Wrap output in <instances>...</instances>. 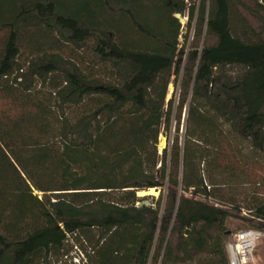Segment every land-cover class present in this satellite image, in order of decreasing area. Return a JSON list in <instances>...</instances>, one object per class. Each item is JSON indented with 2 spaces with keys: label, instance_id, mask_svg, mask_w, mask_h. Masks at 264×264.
<instances>
[{
  "label": "trees",
  "instance_id": "obj_1",
  "mask_svg": "<svg viewBox=\"0 0 264 264\" xmlns=\"http://www.w3.org/2000/svg\"><path fill=\"white\" fill-rule=\"evenodd\" d=\"M263 154L264 0H0V264H230Z\"/></svg>",
  "mask_w": 264,
  "mask_h": 264
},
{
  "label": "rangeland",
  "instance_id": "obj_2",
  "mask_svg": "<svg viewBox=\"0 0 264 264\" xmlns=\"http://www.w3.org/2000/svg\"><path fill=\"white\" fill-rule=\"evenodd\" d=\"M200 0H194L193 2L198 3ZM182 19L180 20V23L182 24V33H181V37H180V41L184 42L185 38L184 35H186L188 33V28H187V21H188V17L187 15L185 16H181ZM190 35L192 36V31L190 32ZM174 92V84H170L169 85V90H168V95H167V99L169 100L172 97V94ZM184 123V121H183ZM184 124L183 126H181V133L183 130ZM171 141V140H170ZM169 139L164 135L161 134L160 138H159V152L162 153L163 149L168 145ZM243 153L245 154H249V149H243ZM263 160H264V154H263ZM241 184H238L239 187L237 189V191L240 193L239 194V198L243 199L244 195H249L252 196L253 194H255L256 191V187L261 185L257 191L255 195H258L261 198H264V183L263 182H259L256 184H252L250 183H246L245 185L242 182H238ZM149 194V193H148ZM141 194H139L140 196ZM145 195V194H143ZM150 197H154V198H158L159 196V191L154 190V192L150 193ZM240 216L247 218L248 220H250V222H255V218L253 216H251L250 212L247 209H243L240 213ZM239 225L243 226L245 228L249 227L248 225H250V223H242L238 220H233L230 224L231 230L233 231H237L239 229ZM255 263L256 264H264V237L261 238V240L258 242L256 251H255Z\"/></svg>",
  "mask_w": 264,
  "mask_h": 264
},
{
  "label": "built area",
  "instance_id": "obj_3",
  "mask_svg": "<svg viewBox=\"0 0 264 264\" xmlns=\"http://www.w3.org/2000/svg\"><path fill=\"white\" fill-rule=\"evenodd\" d=\"M264 232L248 228L233 233L227 242L230 264H256L255 250ZM77 261V260H76Z\"/></svg>",
  "mask_w": 264,
  "mask_h": 264
},
{
  "label": "water",
  "instance_id": "obj_4",
  "mask_svg": "<svg viewBox=\"0 0 264 264\" xmlns=\"http://www.w3.org/2000/svg\"><path fill=\"white\" fill-rule=\"evenodd\" d=\"M189 2H193L194 0H187ZM177 17L179 18V20L182 19L181 15L180 14H177ZM145 195H150V194H145ZM140 196H144V195H140ZM139 205H147L149 206L150 205V202L149 201H143L141 203H139Z\"/></svg>",
  "mask_w": 264,
  "mask_h": 264
},
{
  "label": "bare ground",
  "instance_id": "obj_5",
  "mask_svg": "<svg viewBox=\"0 0 264 264\" xmlns=\"http://www.w3.org/2000/svg\"><path fill=\"white\" fill-rule=\"evenodd\" d=\"M154 190L155 189H150V190H148V191H141V192H139V194H141V195H143V194H150V193H152V192H154Z\"/></svg>",
  "mask_w": 264,
  "mask_h": 264
}]
</instances>
